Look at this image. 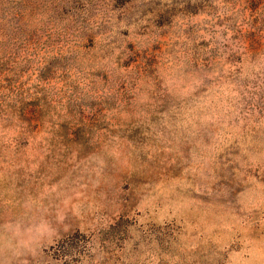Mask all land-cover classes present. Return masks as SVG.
Segmentation results:
<instances>
[{"label":"rangeland","instance_id":"obj_1","mask_svg":"<svg viewBox=\"0 0 264 264\" xmlns=\"http://www.w3.org/2000/svg\"><path fill=\"white\" fill-rule=\"evenodd\" d=\"M0 264H264V0H0Z\"/></svg>","mask_w":264,"mask_h":264}]
</instances>
